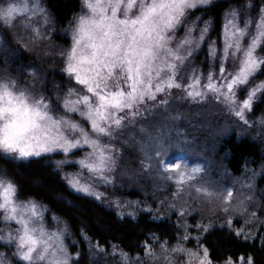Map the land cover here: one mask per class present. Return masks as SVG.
<instances>
[{
	"label": "rangeland",
	"instance_id": "obj_1",
	"mask_svg": "<svg viewBox=\"0 0 264 264\" xmlns=\"http://www.w3.org/2000/svg\"><path fill=\"white\" fill-rule=\"evenodd\" d=\"M81 1L57 28L44 0H0V153L64 155L55 160L68 186L120 217L177 216L179 241L155 238L143 256L86 237L89 264H211L200 242L210 228L254 238L264 228V160L234 176L220 147L236 132L264 151V108L254 115L264 101V2L228 10L217 37L210 20L188 15L218 0ZM23 54L57 61L41 76L27 66L21 80L11 70ZM4 180L0 264H13L7 252L22 264H76L47 206Z\"/></svg>",
	"mask_w": 264,
	"mask_h": 264
},
{
	"label": "trees",
	"instance_id": "obj_2",
	"mask_svg": "<svg viewBox=\"0 0 264 264\" xmlns=\"http://www.w3.org/2000/svg\"><path fill=\"white\" fill-rule=\"evenodd\" d=\"M247 1L218 0L208 7L196 8L188 17L189 19L202 17L203 21L210 20L211 35L220 37L226 12L233 7L244 6ZM44 2L57 28H66L82 9L81 0H44ZM263 2L264 0H255L256 8ZM57 36L61 38L60 35ZM69 41L68 37L63 38V46H67ZM16 51L20 50L16 48L11 53ZM205 54L206 51L200 53L194 60L199 61ZM14 59L11 71L14 76H21V80L26 77L27 66H35L41 76L44 72L42 74L40 72L43 71L42 69H47V64L57 61L50 56L31 59L26 54H23L21 59L20 57ZM45 74H50L54 81L58 80L57 76L63 78L60 72L51 71ZM64 82L69 84L70 81L64 79ZM263 108L262 99L255 106L254 115L257 114V110L261 111ZM220 151L227 169L234 176L241 175L247 167L259 165L264 160L262 142L249 136L238 135L236 132L223 140ZM63 156L55 154L29 160H15L0 153V180L12 181L17 187L18 198L35 199L47 206L48 224L61 229L70 250L78 252L80 259L76 264H89L88 255L91 254V249L86 237L106 249L117 246L129 255L139 256L146 253V245L153 244L155 238L169 244L179 241L180 229L175 214L157 218L152 212L140 211L135 218L120 217L115 210L101 202L73 191L56 164L55 159ZM130 194L138 196L139 192L132 191ZM200 242L208 250L211 264H223L241 258H250L253 264H264V228L254 238L247 239L228 227L215 226L205 232ZM189 244H192V241ZM0 249H2L1 244ZM2 250L9 251L6 247ZM7 255L13 264H22L9 252Z\"/></svg>",
	"mask_w": 264,
	"mask_h": 264
}]
</instances>
